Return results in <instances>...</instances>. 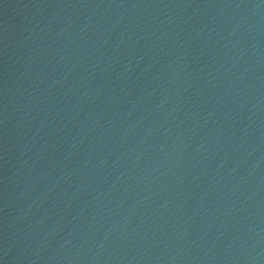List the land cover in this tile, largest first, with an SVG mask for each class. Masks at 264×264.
I'll return each mask as SVG.
<instances>
[{
  "label": "water",
  "instance_id": "95a60500",
  "mask_svg": "<svg viewBox=\"0 0 264 264\" xmlns=\"http://www.w3.org/2000/svg\"><path fill=\"white\" fill-rule=\"evenodd\" d=\"M0 264H264V0H0Z\"/></svg>",
  "mask_w": 264,
  "mask_h": 264
}]
</instances>
